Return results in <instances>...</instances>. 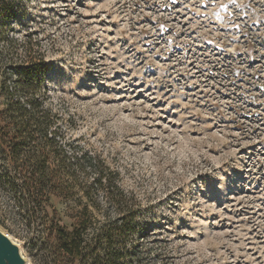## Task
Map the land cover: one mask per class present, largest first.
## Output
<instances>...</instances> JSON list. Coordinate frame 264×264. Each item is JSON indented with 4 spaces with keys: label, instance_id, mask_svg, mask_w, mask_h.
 I'll return each instance as SVG.
<instances>
[{
    "label": "rangeland",
    "instance_id": "374dc122",
    "mask_svg": "<svg viewBox=\"0 0 264 264\" xmlns=\"http://www.w3.org/2000/svg\"><path fill=\"white\" fill-rule=\"evenodd\" d=\"M262 3L21 0L9 20L8 33L40 43L50 120L62 136L56 146L70 169L74 156L88 154L117 174L135 212L130 226L144 215L146 231L122 240L129 264H264ZM16 54L0 42V85L8 58L17 64L24 55ZM21 101L0 93V230L26 264H73L60 238L82 205L92 212L91 201L76 188L43 194L45 210L21 195L40 176L11 155L16 122L7 106ZM24 146L32 164L46 148L57 162L60 152L43 140ZM43 186L54 185L44 178ZM100 205L89 235L121 222Z\"/></svg>",
    "mask_w": 264,
    "mask_h": 264
},
{
    "label": "trees",
    "instance_id": "16d2710c",
    "mask_svg": "<svg viewBox=\"0 0 264 264\" xmlns=\"http://www.w3.org/2000/svg\"><path fill=\"white\" fill-rule=\"evenodd\" d=\"M20 9H22L21 0H0V42H3L8 47L9 52L15 54L16 57L17 51L24 54L22 58L16 59L19 62L17 64L13 61L15 59L8 58L7 64L11 65L7 71V64H4L5 72L0 85L1 95L10 97L17 93L22 97L21 103L11 102L7 106L8 109L15 111L10 114L9 119L16 122L15 138L12 140L10 151L15 161L23 156L28 163L27 167L31 166L32 170L40 175L35 182L22 186L21 195L29 201L31 207L37 208L39 206L40 209L46 210L48 200H44L43 194L44 196L60 195L74 191L76 188L74 195L78 196L81 192L83 197L90 200L92 212L85 205L79 204L82 205V208L73 218V224L69 225L70 229L65 230L66 234L64 231L62 232L65 237L60 239L65 245L68 255L73 258V264H129L127 260L129 251L125 249L126 246L122 240L132 232L141 235L142 232L146 231L148 227L147 224H144V215L142 212H137L140 223L136 228H132L127 219L133 220L135 212L131 213L128 197L116 180L117 174L112 172L106 174L107 168L101 166L97 160L92 159L88 154L74 156L73 170H71L72 165L67 163L63 151L57 150L61 147L58 139L62 140V136L57 137L53 128L56 124L50 120L51 111L47 106L49 94L45 84L48 64L41 52L40 43L33 40L29 34L25 39L20 40L15 34L8 33V22L17 16ZM12 67L13 71H10L9 68ZM12 74L15 75L16 82L14 89L9 87V76ZM18 113L19 116H17ZM39 139L47 145L50 144V147H53L57 153L60 152L55 156L57 162L48 160L55 152L49 153L48 148H46L45 153L39 154L41 160L32 164L31 152H25L24 145L34 143ZM56 145L60 147L57 148ZM92 171L95 173L90 176L89 173ZM48 172L50 176L46 177L45 174ZM67 176L70 178L67 179ZM44 178L53 182L52 189L43 186ZM33 192L39 194L40 200L32 201ZM80 200L78 197V201ZM102 202L109 204L115 210L121 217L117 218L121 222L114 226V224L109 223L110 220H107L89 235L87 231L92 227L93 224L91 223L97 221L96 213H102L100 205ZM46 221L51 223V216H47ZM87 222H89L88 225ZM65 227L67 228V225ZM117 247L118 249H116Z\"/></svg>",
    "mask_w": 264,
    "mask_h": 264
},
{
    "label": "water",
    "instance_id": "95a60500",
    "mask_svg": "<svg viewBox=\"0 0 264 264\" xmlns=\"http://www.w3.org/2000/svg\"><path fill=\"white\" fill-rule=\"evenodd\" d=\"M0 239L7 242L6 251L0 255V264H26L20 249L7 235L0 230Z\"/></svg>",
    "mask_w": 264,
    "mask_h": 264
},
{
    "label": "snow or ice",
    "instance_id": "6c2138e0",
    "mask_svg": "<svg viewBox=\"0 0 264 264\" xmlns=\"http://www.w3.org/2000/svg\"><path fill=\"white\" fill-rule=\"evenodd\" d=\"M261 7H264V3L261 4ZM7 242L0 239V255H2L6 251Z\"/></svg>",
    "mask_w": 264,
    "mask_h": 264
}]
</instances>
